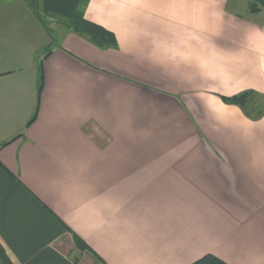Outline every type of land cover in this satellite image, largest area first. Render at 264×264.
Here are the masks:
<instances>
[{
	"label": "crops",
	"instance_id": "1",
	"mask_svg": "<svg viewBox=\"0 0 264 264\" xmlns=\"http://www.w3.org/2000/svg\"><path fill=\"white\" fill-rule=\"evenodd\" d=\"M2 1L0 264H264V116L222 100L264 102V8L89 0L102 50Z\"/></svg>",
	"mask_w": 264,
	"mask_h": 264
},
{
	"label": "trees",
	"instance_id": "2",
	"mask_svg": "<svg viewBox=\"0 0 264 264\" xmlns=\"http://www.w3.org/2000/svg\"><path fill=\"white\" fill-rule=\"evenodd\" d=\"M35 16L48 32L47 19H56L57 22L71 30L76 35L86 39L102 50L117 49L118 42L115 34L103 26L85 18V8L89 0H26ZM251 12L255 13L264 8V0H256L251 4ZM38 105L35 114L28 125L33 124L38 115L40 97L44 87L43 61L38 64ZM226 104L240 107L248 117L260 119L264 116V102L261 96L253 91L227 98L222 97ZM75 246L79 250H89L88 245L77 235H74ZM193 264H227L214 255H206Z\"/></svg>",
	"mask_w": 264,
	"mask_h": 264
},
{
	"label": "rangeland",
	"instance_id": "3",
	"mask_svg": "<svg viewBox=\"0 0 264 264\" xmlns=\"http://www.w3.org/2000/svg\"><path fill=\"white\" fill-rule=\"evenodd\" d=\"M0 2H1L0 4H2V5H5V4L7 3V2H6V3H3L4 1H2V0H0ZM47 21H48V25H49V27H53V28H56V29H57V28H61V29H63L62 26L59 25V24L57 23L56 20L54 21V20H48V19H47ZM50 40H52L51 37H50ZM59 40H61L60 37H59Z\"/></svg>",
	"mask_w": 264,
	"mask_h": 264
}]
</instances>
